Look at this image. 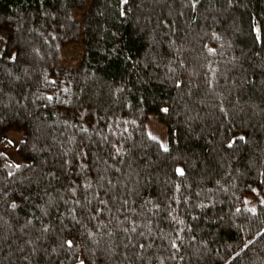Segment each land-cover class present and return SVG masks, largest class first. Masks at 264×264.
Wrapping results in <instances>:
<instances>
[{
    "label": "trees",
    "instance_id": "1",
    "mask_svg": "<svg viewBox=\"0 0 264 264\" xmlns=\"http://www.w3.org/2000/svg\"><path fill=\"white\" fill-rule=\"evenodd\" d=\"M10 133L0 264H264V0H0Z\"/></svg>",
    "mask_w": 264,
    "mask_h": 264
},
{
    "label": "rangeland",
    "instance_id": "2",
    "mask_svg": "<svg viewBox=\"0 0 264 264\" xmlns=\"http://www.w3.org/2000/svg\"><path fill=\"white\" fill-rule=\"evenodd\" d=\"M81 16H82V12L76 11L75 17L70 23V27H73L74 24L79 25L81 21ZM70 31L73 32L74 28H70ZM68 40L69 41L67 46L63 49L61 53L59 64L61 67L64 68L75 69L78 67L81 55L83 53L82 46L79 44L77 38L72 39V37H70L68 38ZM146 126L149 136H151L153 139L158 141L163 149H167L168 144H167V134L165 127L152 118H150L147 121ZM20 138H21L20 133H10L6 136V140L4 144L0 145V153H5L10 159V161L14 163L18 162V157L14 153V150L17 147ZM249 207L252 209L253 205H249Z\"/></svg>",
    "mask_w": 264,
    "mask_h": 264
},
{
    "label": "snow or ice",
    "instance_id": "3",
    "mask_svg": "<svg viewBox=\"0 0 264 264\" xmlns=\"http://www.w3.org/2000/svg\"><path fill=\"white\" fill-rule=\"evenodd\" d=\"M166 150V149H165ZM68 243V245L71 247L72 246V242L71 241H68L67 242Z\"/></svg>",
    "mask_w": 264,
    "mask_h": 264
}]
</instances>
